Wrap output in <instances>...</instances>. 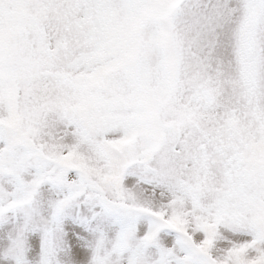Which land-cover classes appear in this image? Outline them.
Segmentation results:
<instances>
[{"label": "snow or ice", "instance_id": "obj_1", "mask_svg": "<svg viewBox=\"0 0 264 264\" xmlns=\"http://www.w3.org/2000/svg\"><path fill=\"white\" fill-rule=\"evenodd\" d=\"M0 264H264V0H0Z\"/></svg>", "mask_w": 264, "mask_h": 264}]
</instances>
